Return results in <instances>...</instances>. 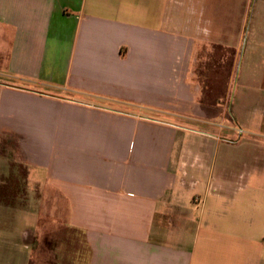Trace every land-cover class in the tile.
<instances>
[{
	"label": "crops",
	"instance_id": "obj_1",
	"mask_svg": "<svg viewBox=\"0 0 264 264\" xmlns=\"http://www.w3.org/2000/svg\"><path fill=\"white\" fill-rule=\"evenodd\" d=\"M241 8L216 40L195 0H0V191L21 166L26 191L0 199V264H264V52ZM212 41L258 64L235 102L203 98Z\"/></svg>",
	"mask_w": 264,
	"mask_h": 264
},
{
	"label": "rangeland",
	"instance_id": "obj_2",
	"mask_svg": "<svg viewBox=\"0 0 264 264\" xmlns=\"http://www.w3.org/2000/svg\"><path fill=\"white\" fill-rule=\"evenodd\" d=\"M197 8L201 6L203 10L206 11V16L211 18L212 20V32L215 39L227 40V38H234L236 34V28L238 26V22L241 18V11L243 8L247 6V32L245 35L243 51L245 50L246 42L249 44H253L255 52L262 54L264 52V0H195ZM259 27V30L256 29ZM220 28H224L223 33L219 36ZM226 29V30H225ZM259 35L251 36V32L256 31ZM246 51V50H245ZM248 54V51H247ZM199 56V69L200 74H203V83H204V96L206 99L217 98L219 100L231 101L235 102L238 100L240 96V92L242 90L241 83H239V72L240 76L244 74L245 67L252 70H256L258 64H252L243 59V64L241 67V61L243 58V52L241 51L239 55L240 64L236 66L235 70L232 71V59L235 57L234 50L232 47H225L224 44H219L218 42L212 41V43L204 46L203 49H200L198 52ZM247 59V58H246ZM205 68V69H204ZM204 69V70H203ZM205 71V72H204ZM242 78V76H241ZM229 112V110H228ZM219 122H216L213 127H219ZM196 130H204L203 126L191 127ZM239 131L237 130V135H239ZM188 142L191 144L194 150L204 148L205 145L208 146L207 138L202 137L200 134L189 133ZM244 136V135H243ZM225 139L224 137H221ZM233 138L231 135L226 136V139ZM234 138H239L236 136ZM243 138H241L242 140ZM23 144V143H22ZM21 144V145H22ZM22 147L29 148L33 150L31 147H28L26 143H24ZM225 147L224 145L222 146ZM5 148V147H2ZM237 149V148H232ZM22 151V148L19 146L18 150L14 151L16 153ZM20 181L9 182L6 187L0 191V199L5 203H11L12 200H19V202H24L26 197V191L23 188L24 185V177H25V168L21 166L20 168ZM14 186V188H13ZM19 188V189H18ZM51 196H55V191H48ZM198 194V192H197ZM195 195V194H194ZM199 196L204 198V192L199 191ZM193 195H190V197ZM24 209H31L32 211H37L39 207H31L29 208L27 205L23 207ZM41 208V206H40ZM43 208V207H42ZM41 208V209H42ZM41 212H44L43 209ZM50 213L59 212L58 207H48V211ZM66 212L64 207V213ZM27 216V217H26ZM25 219L30 216L26 215ZM25 222H28L27 219ZM231 222V221H229Z\"/></svg>",
	"mask_w": 264,
	"mask_h": 264
},
{
	"label": "built area",
	"instance_id": "obj_3",
	"mask_svg": "<svg viewBox=\"0 0 264 264\" xmlns=\"http://www.w3.org/2000/svg\"><path fill=\"white\" fill-rule=\"evenodd\" d=\"M239 133H242V129H239Z\"/></svg>",
	"mask_w": 264,
	"mask_h": 264
}]
</instances>
